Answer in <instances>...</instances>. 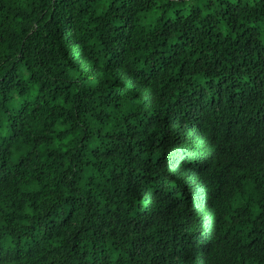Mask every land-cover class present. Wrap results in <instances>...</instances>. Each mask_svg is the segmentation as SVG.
Instances as JSON below:
<instances>
[{
	"label": "trees",
	"instance_id": "16d2710c",
	"mask_svg": "<svg viewBox=\"0 0 264 264\" xmlns=\"http://www.w3.org/2000/svg\"><path fill=\"white\" fill-rule=\"evenodd\" d=\"M0 264H264V0H0Z\"/></svg>",
	"mask_w": 264,
	"mask_h": 264
},
{
	"label": "rangeland",
	"instance_id": "374dc122",
	"mask_svg": "<svg viewBox=\"0 0 264 264\" xmlns=\"http://www.w3.org/2000/svg\"><path fill=\"white\" fill-rule=\"evenodd\" d=\"M150 19H151V18L146 19L145 22H149Z\"/></svg>",
	"mask_w": 264,
	"mask_h": 264
}]
</instances>
